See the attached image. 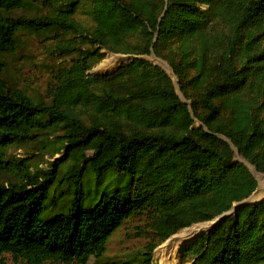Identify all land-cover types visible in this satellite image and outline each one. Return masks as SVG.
<instances>
[{
  "label": "trees",
  "instance_id": "obj_1",
  "mask_svg": "<svg viewBox=\"0 0 264 264\" xmlns=\"http://www.w3.org/2000/svg\"><path fill=\"white\" fill-rule=\"evenodd\" d=\"M0 70V261L264 264V0H0Z\"/></svg>",
  "mask_w": 264,
  "mask_h": 264
},
{
  "label": "rangeland",
  "instance_id": "obj_2",
  "mask_svg": "<svg viewBox=\"0 0 264 264\" xmlns=\"http://www.w3.org/2000/svg\"><path fill=\"white\" fill-rule=\"evenodd\" d=\"M35 47H30V53L32 55H41L42 50L34 44ZM36 60L30 59V61H23L19 64L18 72L24 74L27 70V74L33 78L40 77L38 69L34 66L33 62ZM114 58H107L100 66L99 70H105L114 65ZM159 63V62H158ZM162 64V62H160ZM162 66V65H161ZM1 71V70H0ZM170 72V70H169ZM170 74V73H169ZM172 75V74H171ZM248 166V165H247ZM249 171L254 176L258 183V191L264 193V176L258 174L254 168L248 166ZM68 171L60 176L61 179L67 178ZM66 186V184L64 183ZM224 214L222 217H219V221L223 220L225 217ZM208 225V224H207ZM207 225H194L192 228L180 235L174 237L169 243L163 244L161 247L157 248L153 255H143V241L137 240L135 238L136 234L124 235V233H115L109 240L107 245L106 253L99 258V260L92 264H104L106 262L114 261L117 264H182V259L179 256L182 253L181 245L184 244L185 240H192L195 237V234L198 229L204 228V231L210 229L206 227ZM206 227V228H205ZM189 229V228H188ZM188 237L182 239L181 237L189 235ZM0 264H16L9 257H5L0 261Z\"/></svg>",
  "mask_w": 264,
  "mask_h": 264
},
{
  "label": "water",
  "instance_id": "obj_3",
  "mask_svg": "<svg viewBox=\"0 0 264 264\" xmlns=\"http://www.w3.org/2000/svg\"><path fill=\"white\" fill-rule=\"evenodd\" d=\"M161 65H162V67H163L164 69H166V70L168 71V73L171 74V72H169V68H168L167 66H165L164 64H161ZM218 219H219V218H217V219H215L214 221L208 223V225H207L206 227H208V228H212V227L216 226V225L219 223V222H218V221H219ZM206 227H205V228H206ZM204 234H205L204 228H201V229H198V230H197L195 236H200V235H204Z\"/></svg>",
  "mask_w": 264,
  "mask_h": 264
},
{
  "label": "bare ground",
  "instance_id": "obj_4",
  "mask_svg": "<svg viewBox=\"0 0 264 264\" xmlns=\"http://www.w3.org/2000/svg\"><path fill=\"white\" fill-rule=\"evenodd\" d=\"M164 65H165V64H164ZM165 66H166V65H165ZM191 228H192V227H191ZM191 228H190V229H191ZM190 229L185 230V231H183L182 233L187 232V231H189ZM182 233H180V234H182ZM180 234H178V235H180ZM178 235H177V236H178ZM188 236H190V234H189V235H186V236H183V237H181V238L184 239V238H186V237H188Z\"/></svg>",
  "mask_w": 264,
  "mask_h": 264
}]
</instances>
